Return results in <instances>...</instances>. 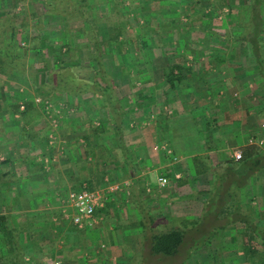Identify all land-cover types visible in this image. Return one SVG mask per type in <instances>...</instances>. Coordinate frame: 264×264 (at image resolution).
Returning <instances> with one entry per match:
<instances>
[{
    "label": "crops",
    "instance_id": "obj_1",
    "mask_svg": "<svg viewBox=\"0 0 264 264\" xmlns=\"http://www.w3.org/2000/svg\"><path fill=\"white\" fill-rule=\"evenodd\" d=\"M177 1L87 0L81 10L88 18L95 17L96 10H103L105 14L106 10L110 12L114 8L154 10L153 13L160 17V10H171ZM60 2L26 0V8L30 10L27 15L38 16L30 20L26 29L37 30L32 24L45 20L43 27L49 26L52 31L62 28L76 33L71 37L67 34L70 42L66 44L92 47L94 39L84 37L83 33L95 28L104 31L103 24L94 25L76 15L68 22L60 10L62 8L57 7ZM4 7L5 0H0V17L7 13ZM47 11L55 13L54 20L47 18ZM207 28L215 34L205 31ZM197 29L208 39L203 41L207 49L198 56L193 53L194 48L189 47L182 56H187L188 51L193 53L194 58L190 59L192 66H186L178 55L184 45L182 42L177 43L169 36L154 42L137 40L143 49V62L148 61L145 48L152 47L154 54L148 57L149 64L155 58H162L168 50L169 63L163 67L154 89L156 96L162 95L161 100H152L153 93L139 88V82L127 88L130 94L121 89L120 86L123 88L128 83L127 70L122 71L121 67L120 70L108 71L106 56L102 52L105 75L114 84L110 95L117 100L116 108H113L115 113L119 111L116 115L111 113L101 94L89 91L72 93L51 88L54 91L50 94L59 92V95H67V106L71 108L64 119H57L59 128H53L42 115H19L0 102V214L9 216L7 222L16 229L25 260H29V256L41 255L55 258V264H85V261L91 264L96 259L104 264L109 260L114 264H130L135 255L145 254V248H150L152 234L171 227L181 228L185 224L190 225L187 233L193 230L191 226L203 214L214 186V170L221 168L224 160L233 158V152L248 143L249 130L258 114L255 108L261 103L255 98L257 78L252 74V59L244 56L243 43L229 41L224 27L219 29L206 25ZM99 37V40L105 38ZM215 37L220 38L224 45L238 46L239 54H223ZM59 38L48 34L47 39L40 40L37 45H51L52 41L62 43ZM13 41L10 33L4 35L3 54L10 61H13L15 52L7 48ZM130 45L132 48L133 44ZM170 46L174 49L169 50ZM92 48L89 59L76 62L91 64ZM130 58L135 57L131 55ZM43 59L50 65L54 62ZM114 61L121 62L122 66L125 62L130 63L129 57L124 61L119 55ZM174 66L180 67L172 73L174 81H166L164 70ZM21 71L0 75V97L7 83L26 73L24 68ZM133 74L136 79L152 78V73L147 70H137L129 75ZM77 75L80 80L94 78V74L92 77L83 73ZM46 77L47 74L40 84L45 93L48 92L43 90ZM24 99L37 107L31 98ZM163 108L168 110V114ZM56 109L58 112L59 108ZM62 111L59 117H63ZM98 146L103 147V156L96 154ZM159 177L167 179L164 185L159 182ZM256 181L253 177L245 188L244 197L245 211L254 223L256 206L252 199L264 191V183L257 187ZM89 184H94L93 189L105 191L104 200L95 212L93 224L79 228L72 221L73 209L68 205L67 195L72 190L89 189ZM110 186L116 188L106 191ZM238 224L245 226L237 221L221 232L229 231L234 238H242L244 235L234 230ZM79 239L84 242L80 243ZM209 245H206L207 255L211 254ZM187 249L179 250L180 258L175 256L173 264H199L195 258H187ZM95 255H103L104 258L98 259ZM206 260L202 258V264H211ZM167 263L172 264L171 261ZM214 264L223 263L216 261Z\"/></svg>",
    "mask_w": 264,
    "mask_h": 264
},
{
    "label": "rangeland",
    "instance_id": "obj_2",
    "mask_svg": "<svg viewBox=\"0 0 264 264\" xmlns=\"http://www.w3.org/2000/svg\"><path fill=\"white\" fill-rule=\"evenodd\" d=\"M178 1L177 4H175V7L172 8L171 10H160V12H162L160 17L156 13H153L154 10H119L121 8L117 10L116 8H114L110 10V12L106 10L105 14H103V10L100 11L96 10L95 17H93L91 14L92 18L90 19H92L91 22L94 25L103 24L104 31L101 30L102 32L101 35L99 36H102V38L105 36V38H103L102 41L104 44L102 52L105 53L104 57L106 56L105 59L107 60L106 69L108 71H114V70H120L121 67H123L122 71H126V70L128 71V72L126 71V74H128L127 76L128 83L124 84L123 82L124 84L123 88L120 86L121 89L129 91L127 92L128 94H130L131 92L130 89L127 88L129 87L132 88L133 85L135 86L136 83L139 82L138 85L139 88H144L145 90L148 89L149 92L153 93L154 96L152 97V100H156V99L161 100L162 95L156 96L154 90L156 88L155 84L157 83V80L159 82V77L163 72L162 70L163 67L169 63V55L167 50L169 44L165 47V50H167L165 55H162V58H160L159 60L157 58H155V60H151L149 64L148 57L151 58V55L154 54L152 47L150 46L151 48L149 49L145 48V52H146L145 56H148L146 58L148 59V61L145 60V62H143L142 61L143 49L140 46V42L139 41L137 42V40L141 39V40H146L148 42L151 41L154 42L156 40H165L169 36L170 38H173V41L177 40V43L178 41L182 42L184 45L182 48L179 49L178 55L181 56L186 66L187 65L192 66L193 61H190V59L194 58L193 53L200 56L201 54H204L205 49H207L206 44H204L203 41L208 39L205 38L206 36L204 34L198 31L197 27L199 28L200 26L203 27L206 25L214 26V27L216 26L219 27V29L224 27L225 31L227 32H233L239 30L240 28V26L238 27L239 23L236 22L237 18L239 17V10H241V6H244L245 4H250L251 0H178ZM73 2L74 0H61V2L59 3L61 5L59 4L57 5V7L62 8L60 10L63 11L65 10L64 16L67 21L68 20L71 21L73 18H76L74 17V14H72L73 11L70 14V10H76L77 8L76 5H72ZM4 8H6L5 12L7 13H5V16L1 17L0 20L7 22L6 18H10L12 25L15 26L14 29L16 31L15 38L18 46L20 47H15V49H12V51L13 52L19 51L21 53L25 48V53H22L20 57L14 59V61L19 64L21 70L22 68H24V70H26V73L24 74L22 73L21 77L12 80L13 81L12 83H7L6 86L3 87L4 92L1 94L2 97H0L1 98L0 102L2 103V105H8V107L11 110L12 109L16 110L15 106L19 105V108L16 111L20 115L21 110L24 109L26 103V100L24 98H31V100L34 102V105L37 107L34 108V106L32 105L27 115H31L34 113L38 114V116L42 115L45 120L51 122L52 124L51 126L53 128H59L60 126H58L59 123H57V119H61V118L64 119V117H66V115L71 111V108L67 106V103L69 104V101L66 100L67 95L65 94L59 95L58 91H55L58 92L55 95L50 94L52 91L60 90V89L52 87L57 82V79H55V77L50 72L49 61L46 63V60L43 58L49 60L51 59L57 64L59 63L62 64L61 62H64L63 63L64 65H70L72 67L74 66L73 68L78 73L80 74L83 73L86 76L92 77L91 75H93V73L87 65L88 62L86 63H84V61L76 62V60H80V59L81 60L89 59V55L91 54V46L85 48L84 45L76 46L74 43L66 44L67 42H70L69 36L71 37L73 35H76V33L72 32V30L70 29L62 30V28L52 31L51 29L48 28L49 26L43 27L45 20H42L41 23L37 22L35 24H32V27L37 30L34 29L27 30L26 27L27 25L28 26L30 25V20L37 19L38 16L33 14L27 15V13L30 10H27L26 8V0H5ZM49 12L50 11H47L48 14L47 18L49 19L52 18L54 20L55 13H49ZM90 12L92 13L91 10ZM50 14H52V17L50 16ZM25 20L26 23L24 22ZM223 24L225 26H223ZM50 26L52 27L53 25ZM120 26L123 29L121 33L122 36L117 38L116 41L109 39V36H111V34L114 31H116L117 28L121 29ZM70 27L71 29H73V26L71 24ZM48 34L52 36L60 37L59 40L62 43L60 42L54 43L55 41H52L51 44L60 47L58 53H56L55 55L48 54L50 52H48L49 50L46 51V48H44L41 52L31 49L30 46H32L33 43L38 44L40 40L45 41L47 39ZM67 34H69V36ZM137 35L140 36L138 37V39H136ZM79 37L81 38V36ZM214 39H216L217 43L221 45L220 47L223 50V54L225 55L239 54L240 48L238 46L231 47L229 45L230 43L229 44L226 43L224 45L223 41L220 40V38L215 37ZM130 43L133 44L132 48ZM189 47L194 48V52L191 53L188 51L187 56L185 57L182 56L187 53V50L190 49ZM172 49L174 48L170 46L169 50ZM75 55L78 56V59L76 58ZM116 55H119L121 59L124 61L127 59V57H129L130 63L126 64L125 62L123 66L121 65V62L116 63L114 61L116 60ZM129 55L130 56L132 55L135 58H130ZM69 57H71V59L73 60H70ZM136 58L139 59L137 60ZM52 65L53 63L51 64V66ZM137 70L144 72L147 70L148 72L152 73V78L136 79L134 74L129 75L131 73H135V71ZM45 74H47L46 77L47 79L45 80L46 82H44L46 83V86L45 85L43 86V90L48 91L47 93L43 92L40 89L41 88L40 84L43 82L42 80ZM129 83L132 85L129 86ZM5 87L7 89H5ZM20 87L21 89H19ZM158 87L160 86L158 85ZM51 88H53L54 90H51ZM255 90L256 93L259 92L257 87L255 88ZM159 92L160 91H158V93ZM256 96L257 97L255 98L258 102L264 101V99H261V97L259 96V93ZM149 102H151V100H149ZM56 108H59L58 112ZM61 109L63 110L62 113H64L63 117L61 116L59 117V114L61 113ZM65 109L69 111H65ZM164 109L166 111V114H168V110L166 108H163V110ZM154 112L153 113L156 115L157 110H155ZM253 114L255 115L254 112ZM249 132H250L249 135L251 136L248 137L247 141H249L250 138H252L253 140L263 139L261 137V133L264 132V112L259 114V116L258 114L255 115L254 123H252V127L250 128ZM102 151H103V147L98 146L96 148V154L98 156L99 155L103 156ZM99 174L100 172L98 173V175ZM256 182H257V187L263 186L264 170L258 175V179ZM256 193H258V189H256ZM263 195H264V191L262 192L260 191L259 196L256 194L254 196V199H252L255 201V206H256L253 214L255 217V224L259 228L264 227V196ZM204 210L205 212L199 216V219L193 225L194 229L189 231L186 234V238H184L183 241L184 243L182 244L184 248L185 246L187 247V245H189L190 243H193L192 246L187 247L188 249L185 250L186 253L188 252L187 258L193 257L195 258L194 260L199 262V264L200 263L202 264L203 262V261L201 262L202 258L204 259L206 258L207 259L206 261H209L211 264H214L216 261L218 263L221 262L223 264H250L247 263L248 261L245 259L244 247L253 248L255 250H258L257 252L264 251V248L259 244L258 236L256 234H253L252 231L248 230L245 226L241 227L240 224H238L237 225L238 227L234 228V230L236 231L239 230V232H241L244 235L243 236L241 234L243 236L242 238L236 239L233 237V235L229 233V231L221 232L220 229L217 231H212L210 228L208 231L202 232L203 226H206V224L210 223V222L207 223V220L209 219L208 215L209 212L211 211H207V209L205 208ZM79 242L83 243L84 240L79 239ZM208 244H210L209 249L211 250V254L209 253L207 255L205 251L208 252L206 248V245ZM127 247L128 246H125V248ZM201 247H203L204 249H202ZM128 250H131V248L128 247ZM232 250H234L235 252H233ZM237 250L238 251L240 250V252L237 253ZM144 251L145 254L140 252L137 256L135 255L134 261L131 262L130 264H170L167 263V261H171V263L173 264L172 259L174 257L165 256V255H152L150 254L148 247H146ZM36 257L38 263L40 264H55L54 263L55 258L53 259L51 257L46 258L45 256H41V255H38ZM95 257L98 259L104 258L103 255H98V257L97 255H95ZM176 258L177 259L180 258L178 254ZM255 259L257 258L255 257ZM85 262H86L85 264H88V262L90 263V261H85ZM72 264H77V263H72ZM91 264H104V262L99 263L97 262L96 259V261H93ZM107 264H114V263H112L111 260H109ZM176 264H180V263H176ZM203 264H207V263L205 262Z\"/></svg>",
    "mask_w": 264,
    "mask_h": 264
},
{
    "label": "trees",
    "instance_id": "obj_3",
    "mask_svg": "<svg viewBox=\"0 0 264 264\" xmlns=\"http://www.w3.org/2000/svg\"><path fill=\"white\" fill-rule=\"evenodd\" d=\"M86 2L87 0H75L72 5H76L77 10H70V13L73 11L72 13L78 16V18L86 21L89 20L90 23L93 24L91 22L92 19L88 18L86 14L83 13L84 10H81L82 6H84V4L86 5ZM263 7L264 0H251L250 4L241 6L239 17L236 21L239 23V30L228 32L225 36L229 41H239L243 43L244 56L252 59V74L256 75V87L261 99H264ZM63 12H65V10ZM6 19L7 22L0 20V75L3 76L10 75V73L22 72L19 64L16 63L14 59H17L22 53H25V48L21 53L15 51V58L13 61L6 59L8 56L3 54V38L7 33H10L11 39L14 40L12 46L7 49L9 50L10 48L15 49V47H20L15 38V26L12 25L10 18ZM205 31L212 34L214 33L210 29ZM101 32V30L95 28L94 30L91 29L89 34L88 32L83 33L84 37L94 39V44L92 45L93 48L91 47L94 49L93 56L91 57L92 62L87 65L94 74L95 79L87 80L82 78V81L78 78V73L72 66L64 65V62H61L62 64L53 62V68L50 65L49 69L51 74L57 79V82L52 87L69 90V92L72 93L89 91L95 94H101L111 110V113L116 115L119 111H116L115 113L113 108H116L115 104L117 103V100H114L110 95L114 84H112L113 82L111 83L107 75H105V68L102 63L103 40H99ZM121 32V29L117 28V30L109 36V39L116 40L119 35H121ZM88 35L90 37H88ZM30 47L38 52H41L46 48V51L49 50L48 52H50L48 54L51 55H55L60 50V47L55 45H44L41 47L33 43ZM176 68L180 67L174 66L164 70L166 81H174L175 78H172V73ZM44 85L46 86V84ZM31 107L32 103L26 102L25 107L21 110L20 114L26 115ZM18 108L19 105H16L15 109L18 110ZM256 111L258 114L264 112V101L260 103V106L256 108ZM261 137L264 140V132L261 133ZM239 151L241 153V158L237 160L233 158L226 159L222 162L223 166H221V168L214 170L215 183L205 206L207 211H211L209 212V219L207 220V223H210L203 226L202 231H208L210 228L212 231L225 229L235 222L240 221L244 223L248 230L253 231L254 234L258 236L259 244L264 248V227L259 228L252 221L244 208L245 188L251 182L253 177L258 179V175L264 170V142L263 145L246 143L240 147ZM88 188L93 189L94 184H89ZM8 217L9 216L6 214H0V264H40L37 261V257L34 256L29 258V260L24 259L16 229L9 225L7 222ZM194 224L191 226L193 229ZM189 226L190 225L185 224L184 226H181V228L171 227L165 231L152 234L149 238V252L152 255L177 256L179 250L184 248L182 244L186 237V229ZM192 245L193 243H190L187 247ZM187 247L185 246V248ZM257 251L258 250L250 247H244L245 259L250 264H264V251ZM255 257L257 259H255Z\"/></svg>",
    "mask_w": 264,
    "mask_h": 264
},
{
    "label": "built area",
    "instance_id": "obj_4",
    "mask_svg": "<svg viewBox=\"0 0 264 264\" xmlns=\"http://www.w3.org/2000/svg\"><path fill=\"white\" fill-rule=\"evenodd\" d=\"M264 140L249 139L248 143L263 145ZM235 160L241 158L240 151H234L232 154ZM159 182L164 185L167 181L165 177H159ZM116 187L110 186L106 191H112ZM103 189H87L82 188L68 192V205L73 209L72 221L79 227L91 226L94 221V215L98 207H101L104 200ZM67 215L68 212L66 211Z\"/></svg>",
    "mask_w": 264,
    "mask_h": 264
}]
</instances>
